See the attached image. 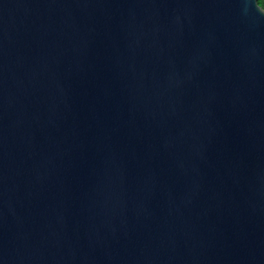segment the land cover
Masks as SVG:
<instances>
[{
    "label": "water",
    "instance_id": "1",
    "mask_svg": "<svg viewBox=\"0 0 264 264\" xmlns=\"http://www.w3.org/2000/svg\"><path fill=\"white\" fill-rule=\"evenodd\" d=\"M0 264H264L257 0H0Z\"/></svg>",
    "mask_w": 264,
    "mask_h": 264
},
{
    "label": "trees",
    "instance_id": "2",
    "mask_svg": "<svg viewBox=\"0 0 264 264\" xmlns=\"http://www.w3.org/2000/svg\"><path fill=\"white\" fill-rule=\"evenodd\" d=\"M257 2L260 4V6L264 9V1L263 0H257Z\"/></svg>",
    "mask_w": 264,
    "mask_h": 264
},
{
    "label": "built area",
    "instance_id": "3",
    "mask_svg": "<svg viewBox=\"0 0 264 264\" xmlns=\"http://www.w3.org/2000/svg\"><path fill=\"white\" fill-rule=\"evenodd\" d=\"M264 1V0H263Z\"/></svg>",
    "mask_w": 264,
    "mask_h": 264
}]
</instances>
